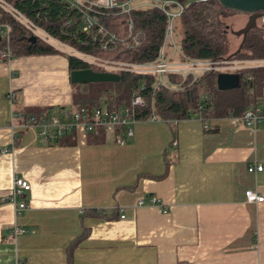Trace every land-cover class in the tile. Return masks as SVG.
Listing matches in <instances>:
<instances>
[{
    "label": "crops",
    "instance_id": "obj_1",
    "mask_svg": "<svg viewBox=\"0 0 264 264\" xmlns=\"http://www.w3.org/2000/svg\"><path fill=\"white\" fill-rule=\"evenodd\" d=\"M71 87L64 54L0 61V264H264V198L245 196H264V120L253 131L232 114L144 119L130 136L90 143L75 128L61 144L7 97L14 88L16 107L49 106L64 120ZM16 176L31 185L17 212ZM151 195L159 203H138Z\"/></svg>",
    "mask_w": 264,
    "mask_h": 264
},
{
    "label": "trees",
    "instance_id": "obj_2",
    "mask_svg": "<svg viewBox=\"0 0 264 264\" xmlns=\"http://www.w3.org/2000/svg\"><path fill=\"white\" fill-rule=\"evenodd\" d=\"M19 11L37 23L45 31L60 41L99 56L122 61H148L157 56L166 25V15L156 6L133 7L128 13L106 10L102 17L118 40L113 48L103 49L93 39L92 30L82 28L81 12L70 7L64 0H7ZM183 9L176 19L175 34L179 48L189 57L216 60L222 58H264V32L257 25L248 30L239 51L230 48L229 34L222 18L230 13L243 12L223 6L219 0H180ZM248 12V11H247ZM244 12V13H247ZM133 22L128 31V18ZM8 24L10 37H0V52L8 47L12 55L61 53L66 55L69 73L73 69L92 67L101 70L80 58L66 54L40 38L28 40V29L12 15L0 8V23ZM264 24V22H263ZM241 40H242V34ZM241 42V41H240ZM215 69H207L197 77L179 80L176 88L154 85L153 74L118 71L116 81L71 82L76 87L72 91L73 100L69 108L106 107L121 110L130 107L134 92H140L144 106H136L134 116L138 120L154 114L166 120L187 118L199 114L203 118L241 114L246 108L260 106L264 110V64L263 66L242 67L233 70L239 75V84L233 88L219 89ZM77 89L78 92H75ZM60 109L65 106H59ZM14 113H22L23 121L33 117L39 120L50 115L49 106L16 107ZM61 117V115H60ZM115 133H124L123 127L115 128ZM105 130L96 127L87 133L90 143L104 142ZM74 128L57 138V143H71ZM16 141V139H14ZM14 141V143H15ZM169 164V162H166ZM173 264H189L178 260Z\"/></svg>",
    "mask_w": 264,
    "mask_h": 264
},
{
    "label": "built area",
    "instance_id": "obj_3",
    "mask_svg": "<svg viewBox=\"0 0 264 264\" xmlns=\"http://www.w3.org/2000/svg\"><path fill=\"white\" fill-rule=\"evenodd\" d=\"M67 1L70 7L76 8L81 12L82 28L84 30H92V36L94 40H97L99 46L103 49L113 48L119 41L122 42V38L118 39L117 35L107 27L102 14L108 9H114V12H126L128 13L134 6L132 2L134 0H64ZM151 6H156L163 10L166 15V25L164 30V36L162 43L159 47L157 56L154 59L148 61H122L113 58H107L99 56L97 54L88 53L82 51L60 41L54 35L52 36L42 27H40L33 20L19 11L11 2L7 0H0V8L5 12L12 15L17 21L22 23L26 29H28V35L34 34L36 40L39 38L58 50L76 56L81 60L101 68V70H107L112 72L129 71L142 74L154 75V87L161 85L167 88H176L178 81L197 77L207 69H215L218 71H230L242 67H255L263 66L264 58H222L216 60L192 58L183 54L179 48V44L176 40L175 34V22L180 15L183 4L180 0H144ZM176 9V10H174ZM128 31L131 32L133 28V22L131 18H128L127 23ZM9 27L5 22L0 23V37L9 39ZM12 53L8 47H5L0 52V61H8L12 58ZM18 92L13 88L7 92V97L14 103ZM145 99L140 92H134L130 99V107H125L121 110H112L106 107H94L89 110L85 107L69 108L64 112L65 119L60 120L54 114L48 116H42L39 120H35L33 117L24 121L25 125L36 124L41 127L42 133L47 137L61 136L66 130L72 128H81L82 135L85 136L89 131L94 130L96 127H103L106 136H112L115 128L124 127L125 134L130 136L133 134V124L138 121L134 116V109L136 106H144ZM15 112V111H14ZM16 116L23 119L22 113H15ZM233 120H241L244 124L249 126L253 131L256 128V124L264 120V110L260 106H249L241 114H232ZM147 120H164L157 117L154 112L147 118ZM174 120V119H172ZM48 127H53V132L47 131ZM116 139L120 140L121 135L115 134ZM177 142L174 139L172 144ZM263 165L259 162H252L248 165L249 171L261 170ZM13 185L9 192V200L16 204L17 210L23 209L27 206L26 201H17L19 196L24 190H29L31 185L28 180L21 176H16L13 181ZM245 196L247 201L260 202L264 196L258 194L255 190L246 189ZM159 203L156 196L151 195L139 199L138 203L143 202ZM165 211L166 209L163 208ZM120 217L124 216L123 209L118 208ZM24 231L17 226L14 227V233Z\"/></svg>",
    "mask_w": 264,
    "mask_h": 264
},
{
    "label": "water",
    "instance_id": "obj_4",
    "mask_svg": "<svg viewBox=\"0 0 264 264\" xmlns=\"http://www.w3.org/2000/svg\"><path fill=\"white\" fill-rule=\"evenodd\" d=\"M219 2L230 9L250 13L247 22L243 27L235 31L236 34H242V40L235 54L242 46L247 36L248 30L254 28L257 23V17H261L264 21V0H219ZM30 42L36 41L34 34L28 35ZM71 82H92V81H116L119 79V73L107 70H95L92 67L73 69L69 73ZM217 87L219 89L233 88L239 84V75L236 72L219 71L216 74Z\"/></svg>",
    "mask_w": 264,
    "mask_h": 264
},
{
    "label": "rangeland",
    "instance_id": "obj_5",
    "mask_svg": "<svg viewBox=\"0 0 264 264\" xmlns=\"http://www.w3.org/2000/svg\"><path fill=\"white\" fill-rule=\"evenodd\" d=\"M132 5L134 7H137V6H146L148 5L146 1L144 0H134L132 2ZM176 10V9H174ZM222 20L224 21V26L225 28L227 29L228 31V34H229V43H230V48L232 50H235L234 48H237V46L240 44V41H241V35L240 34H236L235 31L238 30L239 28L243 27L245 22H247V13H244V12H234L233 13H230L226 16H224L222 18ZM257 26L260 27L263 32H264V24H263V20L262 18H257ZM71 88H72V91L74 90V87L72 84H71ZM75 92H78L77 89L75 90ZM72 100H73V94H72ZM72 103V101H71Z\"/></svg>",
    "mask_w": 264,
    "mask_h": 264
},
{
    "label": "flooded vegetation",
    "instance_id": "obj_6",
    "mask_svg": "<svg viewBox=\"0 0 264 264\" xmlns=\"http://www.w3.org/2000/svg\"><path fill=\"white\" fill-rule=\"evenodd\" d=\"M249 14H250V13L247 12V19H248V17H249ZM257 18H261V17H257ZM256 20H257V19H256ZM246 21H247V20H246ZM257 21H258V20H257ZM257 21H256V23H257ZM245 23H246V22H245Z\"/></svg>",
    "mask_w": 264,
    "mask_h": 264
}]
</instances>
